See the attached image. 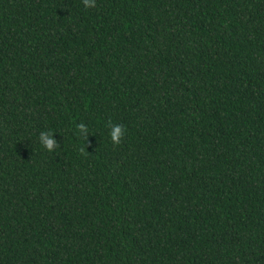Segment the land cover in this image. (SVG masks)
<instances>
[{"label":"trees","instance_id":"obj_1","mask_svg":"<svg viewBox=\"0 0 264 264\" xmlns=\"http://www.w3.org/2000/svg\"><path fill=\"white\" fill-rule=\"evenodd\" d=\"M0 264H264V0H0Z\"/></svg>","mask_w":264,"mask_h":264},{"label":"clouds","instance_id":"obj_2","mask_svg":"<svg viewBox=\"0 0 264 264\" xmlns=\"http://www.w3.org/2000/svg\"><path fill=\"white\" fill-rule=\"evenodd\" d=\"M85 8H91L95 6V0H82ZM78 133H87V127L84 124L77 125ZM123 128L120 125L113 124L110 126V131L108 133L109 138L113 145H117L123 135ZM54 134L51 130L48 132H41L39 135V141L43 147L48 151L52 152L57 146V140L54 138Z\"/></svg>","mask_w":264,"mask_h":264}]
</instances>
